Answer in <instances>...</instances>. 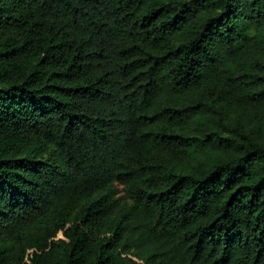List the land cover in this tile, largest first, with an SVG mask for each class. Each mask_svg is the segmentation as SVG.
<instances>
[{
  "label": "trees",
  "instance_id": "trees-1",
  "mask_svg": "<svg viewBox=\"0 0 264 264\" xmlns=\"http://www.w3.org/2000/svg\"><path fill=\"white\" fill-rule=\"evenodd\" d=\"M0 264H264V0H0Z\"/></svg>",
  "mask_w": 264,
  "mask_h": 264
},
{
  "label": "rangeland",
  "instance_id": "rangeland-1",
  "mask_svg": "<svg viewBox=\"0 0 264 264\" xmlns=\"http://www.w3.org/2000/svg\"><path fill=\"white\" fill-rule=\"evenodd\" d=\"M115 188H116V190H117V196H121V197H123V196H124V192H123L122 186L116 184ZM122 200H125V198L123 197Z\"/></svg>",
  "mask_w": 264,
  "mask_h": 264
}]
</instances>
